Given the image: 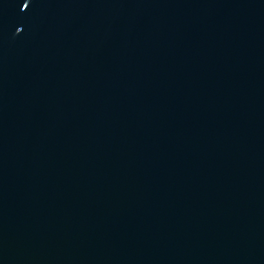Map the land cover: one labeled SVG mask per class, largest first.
Returning <instances> with one entry per match:
<instances>
[{
	"label": "water",
	"instance_id": "water-1",
	"mask_svg": "<svg viewBox=\"0 0 264 264\" xmlns=\"http://www.w3.org/2000/svg\"><path fill=\"white\" fill-rule=\"evenodd\" d=\"M0 264H264V0H0Z\"/></svg>",
	"mask_w": 264,
	"mask_h": 264
},
{
	"label": "snow or ice",
	"instance_id": "snow-or-ice-1",
	"mask_svg": "<svg viewBox=\"0 0 264 264\" xmlns=\"http://www.w3.org/2000/svg\"><path fill=\"white\" fill-rule=\"evenodd\" d=\"M29 7V3L27 4V8Z\"/></svg>",
	"mask_w": 264,
	"mask_h": 264
}]
</instances>
